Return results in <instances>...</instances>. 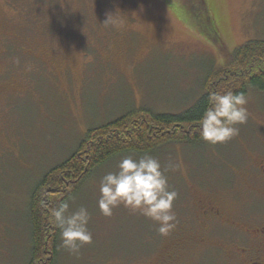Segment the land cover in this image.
<instances>
[{
    "label": "rangeland",
    "instance_id": "obj_1",
    "mask_svg": "<svg viewBox=\"0 0 264 264\" xmlns=\"http://www.w3.org/2000/svg\"><path fill=\"white\" fill-rule=\"evenodd\" d=\"M205 12L219 41L199 28ZM259 40L264 0H0V264H28L31 193L89 129L134 110L176 114L191 107L211 72ZM246 98L247 123L227 143L147 153L162 168L174 165L165 174L178 194L176 220L190 186L202 182L237 197L239 161L249 155L244 144L257 149L264 137V91ZM144 154L114 157L73 192L69 212L88 210L93 239L77 256L59 238L58 264H148L160 257L170 240L156 222L123 206L105 217L98 207L103 176L122 158ZM229 182L234 189H223Z\"/></svg>",
    "mask_w": 264,
    "mask_h": 264
},
{
    "label": "trees",
    "instance_id": "obj_2",
    "mask_svg": "<svg viewBox=\"0 0 264 264\" xmlns=\"http://www.w3.org/2000/svg\"><path fill=\"white\" fill-rule=\"evenodd\" d=\"M194 16V14H193ZM199 28L219 41L213 20L205 12ZM264 91V40L249 41L229 56L226 66L211 72L204 91L191 107L176 114L152 110L126 112L87 131L76 152L49 171L32 191L29 219L32 246L28 264H58L60 230L51 210L72 196L95 169L125 153H149L172 144L202 146L199 119L210 92Z\"/></svg>",
    "mask_w": 264,
    "mask_h": 264
},
{
    "label": "flooded vegetation",
    "instance_id": "obj_3",
    "mask_svg": "<svg viewBox=\"0 0 264 264\" xmlns=\"http://www.w3.org/2000/svg\"><path fill=\"white\" fill-rule=\"evenodd\" d=\"M258 138L257 149L244 144L249 155L239 161L244 178L237 197L202 182L188 187L189 203L178 209L170 243L148 264H264V137ZM222 185L234 189V183Z\"/></svg>",
    "mask_w": 264,
    "mask_h": 264
},
{
    "label": "clouds",
    "instance_id": "obj_4",
    "mask_svg": "<svg viewBox=\"0 0 264 264\" xmlns=\"http://www.w3.org/2000/svg\"><path fill=\"white\" fill-rule=\"evenodd\" d=\"M207 103L199 119L200 139L211 145L227 143L238 135L237 125L247 123V98L242 92H210ZM117 168L99 183L98 207L102 215L111 217L114 209L123 206L156 222L159 234L167 236L176 226L174 202L178 194L169 190L165 173L174 170V165L162 168L156 158L145 153L139 159L131 155L122 158ZM73 199L69 196L63 200L51 210V216L60 230L62 246L78 256L81 247L91 244L93 237L88 229L91 218L88 210L81 207L69 212V201Z\"/></svg>",
    "mask_w": 264,
    "mask_h": 264
}]
</instances>
